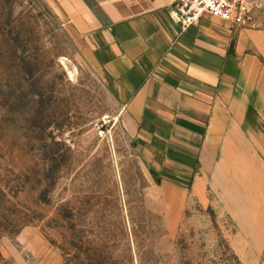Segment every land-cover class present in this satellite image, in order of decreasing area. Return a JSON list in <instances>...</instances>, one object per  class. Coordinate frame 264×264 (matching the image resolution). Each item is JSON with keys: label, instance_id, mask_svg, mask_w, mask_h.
Listing matches in <instances>:
<instances>
[{"label": "rangeland", "instance_id": "rangeland-1", "mask_svg": "<svg viewBox=\"0 0 264 264\" xmlns=\"http://www.w3.org/2000/svg\"><path fill=\"white\" fill-rule=\"evenodd\" d=\"M253 1L244 27L259 31L250 52L264 67V0ZM261 90L248 121L264 133ZM162 180L60 1L0 0V210L33 217L0 238V264H264L259 199L237 192L223 208L213 192L208 204L190 195L180 211Z\"/></svg>", "mask_w": 264, "mask_h": 264}, {"label": "crops", "instance_id": "crops-1", "mask_svg": "<svg viewBox=\"0 0 264 264\" xmlns=\"http://www.w3.org/2000/svg\"><path fill=\"white\" fill-rule=\"evenodd\" d=\"M59 1L89 35L172 205L182 211L190 195L208 204L213 192L232 208L240 192L261 201L264 220V133L248 121L264 89L250 52L259 31L210 15L185 29L172 17L177 0Z\"/></svg>", "mask_w": 264, "mask_h": 264}, {"label": "built area", "instance_id": "built-area-1", "mask_svg": "<svg viewBox=\"0 0 264 264\" xmlns=\"http://www.w3.org/2000/svg\"><path fill=\"white\" fill-rule=\"evenodd\" d=\"M255 8L253 0H177L172 17L185 29L197 24L205 15L234 27H244L254 20Z\"/></svg>", "mask_w": 264, "mask_h": 264}, {"label": "trees", "instance_id": "trees-1", "mask_svg": "<svg viewBox=\"0 0 264 264\" xmlns=\"http://www.w3.org/2000/svg\"><path fill=\"white\" fill-rule=\"evenodd\" d=\"M7 190V187L3 188L0 186V195L4 202L7 201L6 197L9 194ZM1 205L2 202L0 201V206ZM6 210L7 212L0 210V238L16 235L21 229L33 222V217L30 215H22L23 212L16 208L14 210Z\"/></svg>", "mask_w": 264, "mask_h": 264}]
</instances>
